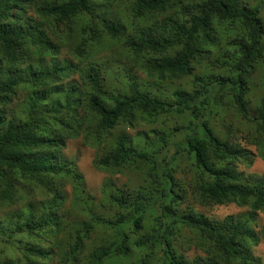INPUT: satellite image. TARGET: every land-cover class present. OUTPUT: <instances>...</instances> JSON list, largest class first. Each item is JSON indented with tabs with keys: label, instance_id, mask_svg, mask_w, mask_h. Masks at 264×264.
<instances>
[{
	"label": "trees",
	"instance_id": "16d2710c",
	"mask_svg": "<svg viewBox=\"0 0 264 264\" xmlns=\"http://www.w3.org/2000/svg\"><path fill=\"white\" fill-rule=\"evenodd\" d=\"M126 1L0 0V264H261L264 0Z\"/></svg>",
	"mask_w": 264,
	"mask_h": 264
},
{
	"label": "rangeland",
	"instance_id": "374dc122",
	"mask_svg": "<svg viewBox=\"0 0 264 264\" xmlns=\"http://www.w3.org/2000/svg\"><path fill=\"white\" fill-rule=\"evenodd\" d=\"M128 1V0H127ZM126 1V2H127ZM244 2H248L252 4V2H255L256 0H243ZM260 14L264 20V2L262 3L261 11ZM66 55L64 51H62L59 56L64 57ZM122 61L124 65H130L131 61L129 59H126L125 57H122ZM141 70L138 69L136 66L135 72L137 73V76L139 77H144L143 74L140 72ZM159 89L163 91L164 93H168L172 90L173 86L170 85L167 82H163L162 84L158 85ZM225 107V106H224ZM230 109H228L229 111ZM142 126V124H139ZM139 125H137L136 128H139ZM133 129H128L129 133L135 132ZM252 150H254L253 147H251ZM95 150L93 149L92 146L85 145L80 138H71L68 139L65 146L62 148V154L65 157L68 158H73L76 162V165L78 167V170L82 173L84 181H85V186L88 190V192L91 195V199L93 201V196L98 197L99 196V190H100V185L104 179L107 177H111L116 183H126L127 186H131L133 182L138 181L137 178H127L130 175H110L109 173H105L102 171H97L93 168L92 166V159L94 156ZM242 169H244L246 172L258 174V175H264V160H262L259 156H255L252 164L249 167H246L244 165L240 166ZM132 179V180H131ZM68 189V185L65 186ZM201 211H206L211 215L214 216H222L224 214H229V213H240L244 209L237 207L233 204L230 205H220V206H212V207H198ZM259 221L261 223L264 222V215L260 214L259 216ZM252 251L255 255L259 256L261 259V264H264V242H260L257 245H255L252 248ZM193 251H190V254H192Z\"/></svg>",
	"mask_w": 264,
	"mask_h": 264
}]
</instances>
